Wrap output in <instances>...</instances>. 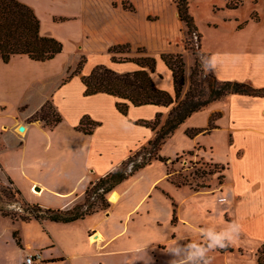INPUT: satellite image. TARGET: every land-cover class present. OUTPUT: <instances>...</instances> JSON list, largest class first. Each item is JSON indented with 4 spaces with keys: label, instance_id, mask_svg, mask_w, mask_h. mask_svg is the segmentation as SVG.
<instances>
[{
    "label": "crops",
    "instance_id": "1",
    "mask_svg": "<svg viewBox=\"0 0 264 264\" xmlns=\"http://www.w3.org/2000/svg\"><path fill=\"white\" fill-rule=\"evenodd\" d=\"M65 3L64 12L51 16H59V22L67 21L70 38L73 25L75 36L79 34L78 38L82 39L75 48L86 46L105 54L104 62L109 59L108 66L119 73L135 71L139 66L133 61L113 62L112 57H139L138 49L143 48L145 56L157 60L151 74L155 85L174 94L173 74L161 54L186 53L182 44L186 27L180 20L175 0H65ZM217 7L223 13L231 10L227 6ZM34 9L37 12L38 8L34 6ZM212 25L218 27L217 23ZM202 41L201 50L210 57H218L213 70L218 79L264 87V47L251 48L223 40L205 45ZM62 43V52L48 61H35L27 55H15L8 63L0 61V182L19 190L26 202L45 209H69L82 201L88 187L121 165L132 149L154 137L151 128L137 121L152 120L158 113L169 112L164 106L131 105L124 115L116 108L115 96L102 92L85 96L81 77L90 74L94 67L83 68L80 74L64 81L65 66H57L67 49L66 43ZM125 44L130 52H109L110 47ZM191 67L187 61L186 76ZM48 100L62 116V121L53 128L31 120ZM216 113H219L216 127L210 132H201L193 138L186 135L188 128L207 129ZM86 115L100 122L91 134L77 129ZM182 126L174 136L177 143L190 138L193 145L199 144L212 154L213 147L205 141L207 137L215 136L236 151L242 149L238 140L243 137L244 153L239 158L249 153L253 165L264 167L263 100L223 98ZM21 127L24 132L20 131ZM157 165L161 164L153 163L114 187L107 200L114 191L121 198L108 203L107 210L98 208L84 218L67 223L16 220L22 223L14 231L23 247L22 264L28 255L37 253L43 264H173V257H165L170 255L172 245L202 237L209 230H223L229 223L239 226L238 233L227 244L231 250L209 251L208 264H259L258 250L264 244V180L251 183L242 178L241 190L225 183L222 198L211 193L214 196L211 203L220 219L210 227L207 220L211 213L203 216L194 207L187 210L186 205L190 196L204 193L194 194L183 186L189 195L179 199L177 188L165 178L164 165L160 175L155 176ZM246 189L252 197V194L257 196L254 202L245 199ZM168 193L179 201L177 214ZM240 201L244 208L243 222L232 211ZM208 212L211 211L205 213ZM27 228L40 241L36 252L25 249L23 233L31 230ZM96 235L100 239L92 242Z\"/></svg>",
    "mask_w": 264,
    "mask_h": 264
},
{
    "label": "trees",
    "instance_id": "2",
    "mask_svg": "<svg viewBox=\"0 0 264 264\" xmlns=\"http://www.w3.org/2000/svg\"><path fill=\"white\" fill-rule=\"evenodd\" d=\"M180 20L185 24L187 35L194 36L197 39L195 48L196 59L195 66L191 73V85L183 95L186 77V63L182 53H163L161 59L172 71L174 82V94L167 90L158 88L152 78L155 72L157 60L152 56H142L139 58H116L112 57L114 62L133 61L139 68L132 72L119 73L107 65H96L90 74L82 76L81 80L85 85V96L96 93H107L117 98V110L127 115L131 105H157L170 108L166 119L162 122V113L156 114L152 120H139L138 124L144 125L154 132V137L148 141V145L142 147L134 156H129L121 165L101 177L92 187H88L85 203H78L69 209L42 208L39 205L26 202L29 216L20 217L23 221L36 219L42 221L45 219L55 222H72L95 210H91L96 199L101 201L98 208L107 209V196L118 184L134 176L137 172L152 165L154 161L167 162L169 159L160 156L159 152L162 146L170 139L176 131L185 124L193 115L207 108L216 101H219L229 95H245L253 97H264V87L256 88L248 82L235 80H220L212 73L206 83L196 75H201L203 69L201 66V57H210L201 50L202 36L195 23V19L190 12L188 0H175ZM242 0H228L227 7L231 10L237 9L242 5ZM258 19L257 16H253ZM188 48V41H185V49ZM124 49H130L128 44L115 45L109 48L110 53L123 52ZM63 50V43L55 37L44 36L41 34V20L35 10L28 4L20 0H0V61L8 63L15 55H27L35 61H48L55 58ZM139 52H144L143 48ZM86 62L83 58L79 66L73 70L64 81H68L73 76L81 73L82 66ZM213 71V70H212ZM219 113L213 114L210 120V126L207 129L188 128L186 135L190 138L195 137L201 132H210L216 127L215 120ZM33 121H42L48 127L53 128L62 121L61 114L57 111L53 103L48 100L40 110L32 117ZM100 125L89 116H84L77 129L86 134H91L94 129ZM142 155L140 159L138 156ZM134 166L129 169V165ZM174 163V161H172ZM219 164H215L217 167ZM222 170L221 167L218 166ZM171 174V172L169 173ZM172 175H170L171 177ZM224 176H219L220 184H223ZM172 182L177 186L186 185L187 182L173 179ZM206 187V186H204ZM197 190H199L197 188ZM21 196L19 190H15ZM1 212V210H0ZM5 216H10L14 220L18 218L2 212ZM16 237V232L14 233ZM20 242H18L19 244ZM224 250H231L226 246ZM219 250V251H220ZM208 259V257H206ZM258 263L264 264V244L258 250Z\"/></svg>",
    "mask_w": 264,
    "mask_h": 264
},
{
    "label": "rangeland",
    "instance_id": "3",
    "mask_svg": "<svg viewBox=\"0 0 264 264\" xmlns=\"http://www.w3.org/2000/svg\"><path fill=\"white\" fill-rule=\"evenodd\" d=\"M21 1L28 4L33 9L34 6L38 8L37 12H35L36 14H38V17L41 20V34H43L44 36L50 34L51 36L57 37L58 40L60 39L61 42L66 43L67 49L65 50V54L62 57L61 62L57 64L58 67L63 68V64L65 66V72L67 74L63 78V80H65L66 77L79 66V63L83 58L86 59V62L83 64L82 69H89L90 67H95L99 64L108 66L110 60L107 59V63L104 62L106 58L105 54L93 49L86 48V46H83L80 49H78V47H74V45H78L82 39L81 37L78 38L79 34H77V37L75 36L73 32V25H71L70 38L66 25L67 21L62 19V21L59 22V16H55L54 18H52L51 14L64 12L66 8L65 0H57V3L54 0ZM188 1L190 12L195 19V23L202 36V42L205 45H212L214 41L223 40L229 42L230 44H247L251 48L259 49L261 47H264V0H242L243 3L240 7H238V9H236L235 11L226 10L224 13V10L218 11L217 8L219 7L217 6H222V8L225 9L227 6L226 0ZM253 16H257L258 19H254ZM212 22L217 23L218 27L216 28L213 25L212 27H210V24ZM184 35L185 36L182 44L185 47V41L187 40L188 48L185 51L186 53L182 54L186 65L187 61H190L192 67L191 70L188 71L187 76L185 75V77L187 78L183 90V95L187 92L191 85V73L193 67L195 66V48L197 47V39L194 36L187 35V29H185ZM128 52H130L128 49H124L123 51V53L125 54ZM139 54H141V56L139 57L146 55L145 51L139 52ZM115 57L118 59L129 58L124 56ZM201 59H203L205 62L207 61L206 57H201ZM201 69L203 68H199V70ZM212 73V70L205 72L203 69L201 75H196V78L201 79L202 83H206ZM250 84L256 87L252 83ZM231 96L240 97L243 99L263 100L264 102V97H253L238 94L229 95L225 98H229ZM29 104L31 106V101H29ZM167 114L168 113L163 114L161 118L162 122L166 119ZM180 129H178L175 134H179V132L181 131ZM175 134L167 140V142L162 146V149L159 152L160 156L168 158L169 160L166 163L161 161H154L153 163H160L161 165H164L166 170L165 178H167V180L173 185V187L177 188L178 191L175 193L177 194L179 199L183 197L188 198L189 195V191L187 189L185 190L181 188L183 186L189 187L194 194L204 193L203 195L190 196L187 199L186 205L187 210H189L191 207H194L195 209H197V213H202L203 216L211 213V217L207 220V223L210 227L216 223V219H220L219 213H216L215 208H213L214 203L212 204L210 200L214 197L212 194L222 198L224 196L223 191H225V183L241 190L244 187L242 184V178L249 179L251 183H262L261 180H264V167L260 168L259 166L253 165L249 158V153L247 154V157L245 155L244 158H239L244 153V151L242 150L245 144L243 137H239L238 140L239 142H241L242 149H239L237 151L234 148L227 147L226 144H223L221 140H218L215 136L207 137L205 139V141L208 143L207 146L213 147V153L211 154L210 150H208L207 148V150L205 149L206 153H204L205 150L203 146L199 144L193 145L190 138L180 140L177 143V136L174 137ZM147 145L148 141L139 145V147H135L131 150L129 156H134L142 147ZM141 157L142 155H139L138 159H140ZM172 161H174V163H172ZM217 162H221L218 163L219 167L222 168L223 166L221 171H219L220 169L218 168V166L215 167V164ZM161 165H157L155 167V176L160 175L161 171H163V167ZM170 172L171 174H169ZM221 174H223L224 176V178H222L224 182L223 184H220L219 182V176ZM170 175L172 176L170 177ZM172 178L187 183L186 185L177 186L172 182ZM197 188L199 190H197ZM246 190L247 191L245 193H247V198L245 199L251 203L254 202L257 199V196L252 194V197L248 193L249 189ZM89 196L90 192L88 194H85L84 198L79 203H85L86 198H88ZM168 197L171 199V203L174 205V210L177 214V211L180 208L179 201L172 194L170 195L168 193ZM120 198L121 194L117 191H114L111 199L106 200V203H116ZM240 203L241 201L237 206L232 207V211H235L238 216L241 217V222H243L242 215L244 214V208ZM100 206L101 201L97 198L91 210H96ZM27 208L28 206L26 202L23 201L22 197L15 192V189H13L10 184H7L6 182H0V264H22L23 257V247L19 245L17 241L18 235L16 234V237L14 236V231H16V229H18V227H20L22 223H18L19 221L17 222L10 216H5L2 212H6L7 214L13 215L14 217L18 218V220H21L20 217L29 216ZM209 210L211 212L205 213ZM161 214L163 215L162 210ZM23 234L26 241L25 249H27L28 251L30 249V251L36 252L39 249V247L37 246L38 244H40V241L34 235L33 230H25ZM189 242L201 245L206 243L204 236H202L196 238H187L183 243L182 241H179L178 244H187ZM27 243L30 246H28ZM175 246L177 245H172L171 249ZM165 257L172 258L171 254H167ZM209 262L217 263V261Z\"/></svg>",
    "mask_w": 264,
    "mask_h": 264
},
{
    "label": "clouds",
    "instance_id": "4",
    "mask_svg": "<svg viewBox=\"0 0 264 264\" xmlns=\"http://www.w3.org/2000/svg\"><path fill=\"white\" fill-rule=\"evenodd\" d=\"M218 57H207L205 62L201 59V66L205 72L214 70ZM134 166V163L129 165V169ZM239 226L236 223H229L223 230H209L204 233L206 243L203 245L189 242L187 244L179 243L174 248L170 249L169 253L173 257V264H208L206 258L209 251L215 249H223L231 242L234 235L238 233Z\"/></svg>",
    "mask_w": 264,
    "mask_h": 264
},
{
    "label": "built area",
    "instance_id": "5",
    "mask_svg": "<svg viewBox=\"0 0 264 264\" xmlns=\"http://www.w3.org/2000/svg\"><path fill=\"white\" fill-rule=\"evenodd\" d=\"M23 264H43L40 253L28 255Z\"/></svg>",
    "mask_w": 264,
    "mask_h": 264
},
{
    "label": "bare ground",
    "instance_id": "6",
    "mask_svg": "<svg viewBox=\"0 0 264 264\" xmlns=\"http://www.w3.org/2000/svg\"><path fill=\"white\" fill-rule=\"evenodd\" d=\"M20 131H21V132H24V128H23V129H20ZM35 191H36V190H35ZM98 239H100V236H99V235H96V236H93V237L91 238V241L94 242V241H96V240H98Z\"/></svg>",
    "mask_w": 264,
    "mask_h": 264
},
{
    "label": "water",
    "instance_id": "7",
    "mask_svg": "<svg viewBox=\"0 0 264 264\" xmlns=\"http://www.w3.org/2000/svg\"><path fill=\"white\" fill-rule=\"evenodd\" d=\"M21 129H23V127H21ZM36 189L38 190V189H39V187H36Z\"/></svg>",
    "mask_w": 264,
    "mask_h": 264
}]
</instances>
